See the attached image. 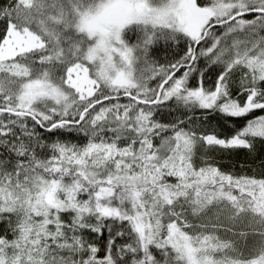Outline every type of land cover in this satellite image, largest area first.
<instances>
[{
  "label": "snow or ice",
  "instance_id": "1",
  "mask_svg": "<svg viewBox=\"0 0 264 264\" xmlns=\"http://www.w3.org/2000/svg\"><path fill=\"white\" fill-rule=\"evenodd\" d=\"M0 264H264V0H0Z\"/></svg>",
  "mask_w": 264,
  "mask_h": 264
}]
</instances>
